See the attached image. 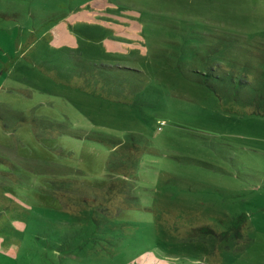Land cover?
<instances>
[{
  "label": "rangeland",
  "instance_id": "obj_1",
  "mask_svg": "<svg viewBox=\"0 0 264 264\" xmlns=\"http://www.w3.org/2000/svg\"><path fill=\"white\" fill-rule=\"evenodd\" d=\"M263 71L264 0H0V264H264Z\"/></svg>",
  "mask_w": 264,
  "mask_h": 264
},
{
  "label": "trees",
  "instance_id": "obj_2",
  "mask_svg": "<svg viewBox=\"0 0 264 264\" xmlns=\"http://www.w3.org/2000/svg\"><path fill=\"white\" fill-rule=\"evenodd\" d=\"M262 74H263L262 80H264V71L262 72ZM261 89L264 90V83H263V88H261ZM259 95L262 96V95H264V93H260ZM162 125H163V123H162ZM159 130H162V126L159 127ZM227 219H228L227 222L223 221V226H222L221 230L216 231V230H214L208 226L199 227L198 232H197V234H199V235L197 236V238L195 240H198L201 242H200V244H197V245L200 248L206 247V248H202V249L209 250L208 244H210V245L212 244L214 247L219 242L224 243L228 240L230 241L233 238H235L236 241H238L239 239H242L243 238L242 230L244 229V226L247 224V221H248L247 217L245 215H238V216L233 217V218L228 217ZM232 242L233 241H231L230 243H232ZM203 243H205V245H203ZM211 251H212V249H211ZM227 252H231V250H229ZM227 252L224 251L222 253V256H228L229 254H227ZM168 258L172 259V256L168 255ZM158 261H160V260H157V258L156 259L148 258L146 255L141 256L139 258V262H141L139 264H159ZM164 261H165V263L162 262L164 264H178L176 262L168 263L167 260H164ZM174 261H176V259ZM197 261H198L197 264L204 263L203 257L199 258Z\"/></svg>",
  "mask_w": 264,
  "mask_h": 264
},
{
  "label": "crops",
  "instance_id": "obj_3",
  "mask_svg": "<svg viewBox=\"0 0 264 264\" xmlns=\"http://www.w3.org/2000/svg\"><path fill=\"white\" fill-rule=\"evenodd\" d=\"M159 260V259H158ZM159 262V264H164L165 263V261L164 260H160V261H158ZM162 262H164V263H162Z\"/></svg>",
  "mask_w": 264,
  "mask_h": 264
}]
</instances>
